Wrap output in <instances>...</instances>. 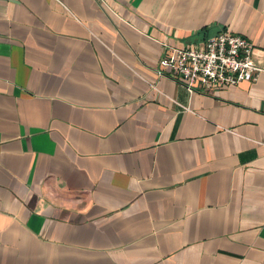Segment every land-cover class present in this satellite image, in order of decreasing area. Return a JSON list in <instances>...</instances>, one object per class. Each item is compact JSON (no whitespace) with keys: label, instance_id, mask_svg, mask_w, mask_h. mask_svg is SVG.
Masks as SVG:
<instances>
[{"label":"crops","instance_id":"obj_1","mask_svg":"<svg viewBox=\"0 0 264 264\" xmlns=\"http://www.w3.org/2000/svg\"><path fill=\"white\" fill-rule=\"evenodd\" d=\"M224 30L257 80L159 74ZM0 264H264V0H0Z\"/></svg>","mask_w":264,"mask_h":264},{"label":"built area","instance_id":"obj_2","mask_svg":"<svg viewBox=\"0 0 264 264\" xmlns=\"http://www.w3.org/2000/svg\"><path fill=\"white\" fill-rule=\"evenodd\" d=\"M254 44L247 37L224 30L201 46L173 47L162 57L159 74H167L191 92L257 80L262 68L253 58Z\"/></svg>","mask_w":264,"mask_h":264}]
</instances>
